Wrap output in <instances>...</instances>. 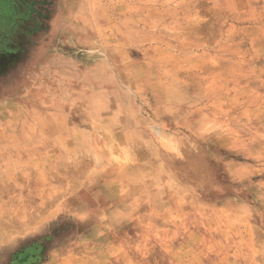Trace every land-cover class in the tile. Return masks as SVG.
Here are the masks:
<instances>
[{
	"label": "rangeland",
	"instance_id": "rangeland-1",
	"mask_svg": "<svg viewBox=\"0 0 264 264\" xmlns=\"http://www.w3.org/2000/svg\"><path fill=\"white\" fill-rule=\"evenodd\" d=\"M0 264H264V0H0Z\"/></svg>",
	"mask_w": 264,
	"mask_h": 264
},
{
	"label": "crops",
	"instance_id": "crops-1",
	"mask_svg": "<svg viewBox=\"0 0 264 264\" xmlns=\"http://www.w3.org/2000/svg\"><path fill=\"white\" fill-rule=\"evenodd\" d=\"M71 259H72V258H69L68 260H70V261H71ZM78 260H79V258H78ZM78 260H77V261H78ZM77 261H74V262H77Z\"/></svg>",
	"mask_w": 264,
	"mask_h": 264
}]
</instances>
